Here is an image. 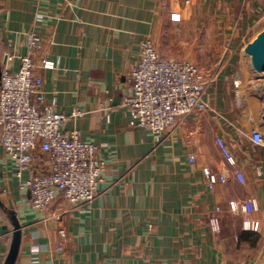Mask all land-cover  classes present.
<instances>
[{
    "label": "crops",
    "instance_id": "obj_1",
    "mask_svg": "<svg viewBox=\"0 0 264 264\" xmlns=\"http://www.w3.org/2000/svg\"><path fill=\"white\" fill-rule=\"evenodd\" d=\"M263 29L264 0H0L1 74L18 70L28 35L36 34L45 101H54L60 114L84 113L63 130L105 144L96 199L73 208L58 197L42 212L31 208L0 148V264L13 251L17 229L14 264H264V147L244 135L247 113L257 121L259 112L243 102V116H236L231 83L227 105H216L211 98L217 91L222 96L224 84L216 80L208 96L225 118L190 115L155 146L150 133L129 125L123 104L143 41L152 40L165 59L199 68L217 63L216 75L226 81L242 73L244 48ZM42 61L54 69H40ZM216 137L234 155L244 185L231 178L207 187L203 169L221 166ZM47 167L48 156L37 151L22 179ZM249 197L257 212L232 211V202ZM246 232L259 236L255 245L240 239Z\"/></svg>",
    "mask_w": 264,
    "mask_h": 264
},
{
    "label": "built area",
    "instance_id": "obj_2",
    "mask_svg": "<svg viewBox=\"0 0 264 264\" xmlns=\"http://www.w3.org/2000/svg\"><path fill=\"white\" fill-rule=\"evenodd\" d=\"M39 46V37L29 34L28 52L20 57L18 70L1 74L0 148L13 161L14 175L20 179L19 188L27 195L32 209L45 211L58 197L73 208L86 207L99 195L105 171L100 150L105 144L89 143L78 131L63 130L68 119L81 117L84 113L75 109L70 115L60 114L55 110L54 101H45L34 61ZM54 67L50 61H42L39 66L45 70ZM237 76L233 78V96L236 107L241 109L243 102L250 101L246 96V85L243 83L242 88ZM130 81L123 99L130 113L129 125L150 133L155 146L175 133L190 115L211 114L218 119L225 118L210 104L208 89L214 79L205 77L200 68L188 60L161 57L150 39L141 43L139 62L131 68ZM260 102L257 121L247 113L249 129L244 135L253 145L264 147V102ZM214 145L221 156V166L218 171L203 169L207 187L213 189L231 178L244 185L245 177L225 140L216 137ZM37 151L48 156L47 170L22 179V173L30 169ZM189 160H194L192 153ZM231 209L247 217L258 211V204L255 198L249 197L232 202ZM210 226L214 231L219 229L216 217L210 219ZM243 227L248 228L246 218Z\"/></svg>",
    "mask_w": 264,
    "mask_h": 264
},
{
    "label": "rangeland",
    "instance_id": "obj_3",
    "mask_svg": "<svg viewBox=\"0 0 264 264\" xmlns=\"http://www.w3.org/2000/svg\"><path fill=\"white\" fill-rule=\"evenodd\" d=\"M249 63L250 62L248 59L243 66L242 73L239 72L237 78L241 79V87L242 88H243V83L246 85V87H245L246 96H248V99H249L250 104H251V106L249 107V109H250L249 112H251L253 115H255L254 114L255 112L256 113H257V111L259 112V106L261 104L260 100L262 102H264V95H263L264 91L261 92L257 89L259 82L263 81V79H262V77H259L260 76L259 74L252 71ZM216 64L217 63H214L213 65L200 68V70L202 71V73L204 74L205 77L214 79V83L211 85V87H213L216 80H221V79L223 80V81L221 80L218 83V87L221 84V82L224 83L223 85H220L221 86L220 89H223L222 96L220 95V91H217L216 93L213 94L211 99L215 100L214 103L218 106H220L223 103H226V105H227L228 100H229L228 98H230V97L228 96L226 89L228 88V83H231V85H233V82H234L233 78H235V77L234 76L228 77V79L225 81L224 78H226V77L217 76L216 75L217 71H215V67H217L218 65H216ZM232 98L234 99L233 92H232ZM212 100H211V103L213 102ZM235 110H237L236 116L238 118L243 116L242 115L243 108L240 109V108L236 107Z\"/></svg>",
    "mask_w": 264,
    "mask_h": 264
},
{
    "label": "water",
    "instance_id": "obj_4",
    "mask_svg": "<svg viewBox=\"0 0 264 264\" xmlns=\"http://www.w3.org/2000/svg\"><path fill=\"white\" fill-rule=\"evenodd\" d=\"M244 54L248 56L251 68L257 74L264 73V29L257 34L253 41L248 43L244 48ZM1 79V70H0ZM18 229L15 234L16 244L13 247V251L9 255V259L6 264H14L18 250Z\"/></svg>",
    "mask_w": 264,
    "mask_h": 264
},
{
    "label": "trees",
    "instance_id": "obj_5",
    "mask_svg": "<svg viewBox=\"0 0 264 264\" xmlns=\"http://www.w3.org/2000/svg\"><path fill=\"white\" fill-rule=\"evenodd\" d=\"M245 235V237H247V239H249V242L251 245H255L258 240H259V236L257 234H253L250 232H246V233H241L240 235V239L243 240V236Z\"/></svg>",
    "mask_w": 264,
    "mask_h": 264
},
{
    "label": "bare ground",
    "instance_id": "obj_6",
    "mask_svg": "<svg viewBox=\"0 0 264 264\" xmlns=\"http://www.w3.org/2000/svg\"><path fill=\"white\" fill-rule=\"evenodd\" d=\"M259 75V77H262L263 81L259 82L257 89L262 92L264 91V73H259Z\"/></svg>",
    "mask_w": 264,
    "mask_h": 264
}]
</instances>
